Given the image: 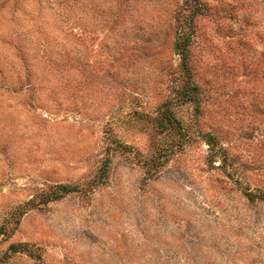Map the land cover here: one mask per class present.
<instances>
[{"label":"rangeland","instance_id":"obj_1","mask_svg":"<svg viewBox=\"0 0 264 264\" xmlns=\"http://www.w3.org/2000/svg\"><path fill=\"white\" fill-rule=\"evenodd\" d=\"M0 264H264V0H0Z\"/></svg>","mask_w":264,"mask_h":264},{"label":"trees","instance_id":"obj_2","mask_svg":"<svg viewBox=\"0 0 264 264\" xmlns=\"http://www.w3.org/2000/svg\"><path fill=\"white\" fill-rule=\"evenodd\" d=\"M57 190H59L58 194H62L63 192H65L66 190L69 191V187L67 186V184H56L54 186ZM9 249L12 251V252H16L18 251L17 247L15 245H9Z\"/></svg>","mask_w":264,"mask_h":264}]
</instances>
